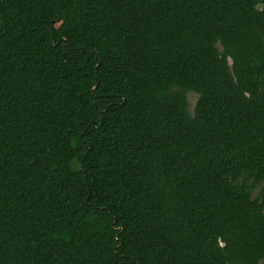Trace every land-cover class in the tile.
Listing matches in <instances>:
<instances>
[{
    "label": "trees",
    "instance_id": "obj_1",
    "mask_svg": "<svg viewBox=\"0 0 264 264\" xmlns=\"http://www.w3.org/2000/svg\"><path fill=\"white\" fill-rule=\"evenodd\" d=\"M0 264H264V0H0Z\"/></svg>",
    "mask_w": 264,
    "mask_h": 264
},
{
    "label": "rangeland",
    "instance_id": "obj_2",
    "mask_svg": "<svg viewBox=\"0 0 264 264\" xmlns=\"http://www.w3.org/2000/svg\"><path fill=\"white\" fill-rule=\"evenodd\" d=\"M197 95L193 92L187 93V100H188V109L191 111L194 107V104L196 102Z\"/></svg>",
    "mask_w": 264,
    "mask_h": 264
}]
</instances>
